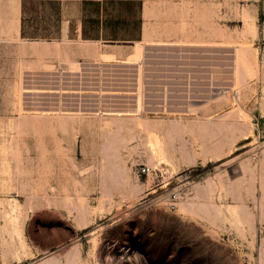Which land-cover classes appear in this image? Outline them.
<instances>
[{
    "label": "rangeland",
    "instance_id": "1",
    "mask_svg": "<svg viewBox=\"0 0 264 264\" xmlns=\"http://www.w3.org/2000/svg\"><path fill=\"white\" fill-rule=\"evenodd\" d=\"M108 8L141 38H67L74 0L0 15V264H264V0Z\"/></svg>",
    "mask_w": 264,
    "mask_h": 264
},
{
    "label": "crops",
    "instance_id": "2",
    "mask_svg": "<svg viewBox=\"0 0 264 264\" xmlns=\"http://www.w3.org/2000/svg\"><path fill=\"white\" fill-rule=\"evenodd\" d=\"M24 1L0 0V15L7 18L5 23H14L15 36L22 37L24 31ZM70 1V0H68ZM80 6L76 16L65 19V36L87 42L124 43L141 38L138 23L130 22L129 16L116 18L108 5L129 0H74ZM109 1V2H107ZM107 2V3H106ZM4 28H0L3 30ZM8 29V28H7Z\"/></svg>",
    "mask_w": 264,
    "mask_h": 264
},
{
    "label": "bare ground",
    "instance_id": "3",
    "mask_svg": "<svg viewBox=\"0 0 264 264\" xmlns=\"http://www.w3.org/2000/svg\"><path fill=\"white\" fill-rule=\"evenodd\" d=\"M35 45L33 46V48H36L37 49V47L39 46L38 45V43H34ZM145 46H146V44H145ZM52 47V46H51ZM55 48V51H56V54L57 53H59L58 52V50H56L57 48H56V46H54ZM245 47L247 48V46L245 45ZM47 48V47H46ZM132 50H133V52H134V57H135V59H134V62H136L137 61V59H140L139 57L142 55V42H136L133 46H132ZM241 48V47H240ZM246 48H241L237 53H236V63L238 64H235L236 65V67L238 66V69H239V71H240V74L238 75L239 76V78H240V75L242 76H245L244 74H251L252 75V73L254 72V61H253V59H252V56H251V53L249 52V50H247ZM35 49V50H36ZM42 50H43V48H42ZM88 51H89V49H87ZM46 51H48V48H47V50ZM50 51V50H49ZM36 52V51H35ZM54 52V51H53ZM93 52H95V51H93ZM132 52V53H133ZM88 53V52H87ZM36 54H37V52H36ZM62 54H63V52H62ZM64 55V54H63ZM88 55H89V53H88ZM57 57V56H56ZM64 57V56H63ZM114 56H111V55H109V54H101V58L103 59V60H111L112 58H113ZM65 58V57H64ZM66 58H67V56H66ZM130 58V57H129ZM114 59V58H113ZM132 59V58H131ZM136 60V61H135ZM139 61V60H138ZM74 67H75V64H74ZM242 78V77H241ZM240 83V82H239ZM59 95V94H58ZM140 99V98H139ZM74 112V111H73ZM73 112H71V116L70 117H72V116H74L73 115ZM37 113V112H36ZM48 113V112H47ZM58 113V112H57ZM61 113V112H60ZM63 113V112H62ZM40 114V113H39ZM41 114H42V112H41ZM49 114H47V116H48ZM66 115H68V117H69V115H70V113H68L67 112V114ZM77 115V114H76ZM108 115V114H107ZM46 116V117H47ZM56 116V115H55ZM59 116V117H58ZM56 118H60V116L61 115H58ZM117 117L119 116V115H116ZM42 117V116H41ZM44 118H45V116H43ZM61 117H63V116H61ZM66 117V116H65ZM32 118V117H31ZM56 118L55 119H53V117H51V116H48V120L50 119V121H51V119L53 120V121H55L56 120ZM67 118V117H66ZM75 118V117H74ZM79 118V117H78ZM62 119L63 118H61V123L63 122L62 121ZM42 120V119H41ZM40 120V121H41ZM58 120V119H57ZM56 120V121H57ZM115 121V123L117 124V127H118V131L120 132V133H122V132H125V130L127 131V129L126 128H128L127 126H129V125H131V124H129L130 122L132 123H134V122H136L135 121V119H129V118H125V119H123L124 121H121L120 120V118H116V119H114ZM38 121V120H37ZM49 121V122H50ZM74 121V120H73ZM141 121V120H140ZM52 122V121H51ZM59 122H60V119H59ZM70 122H71V120H70ZM139 121H137L136 123H134V124H140V125H137V126H135L134 125V127H138L139 128V126H141V125H147V129H149V127H148V123L147 122H145V121H143L142 123H138ZM55 123V122H54ZM56 123H58V122H56ZM64 124H65V122H64ZM129 124V125H128ZM66 125V124H65ZM65 125H64V127H65ZM73 125V124H72ZM48 126H50V124L48 125ZM51 126H52V124H51ZM59 126H61V124L59 125ZM78 126V125H77ZM76 126V127H77ZM144 126V129L146 128ZM62 127V126H61ZM61 129V128H60ZM135 129V128H134ZM141 129H143V127H141ZM143 129V130H144ZM155 129V128H154ZM131 130H133L132 128H131ZM150 131V130H149ZM128 132H130V130L128 129ZM133 132H134V130H133ZM140 132V131H139ZM143 132H145V130L143 131ZM147 132V131H146ZM140 135V134H139ZM130 137V136H129ZM134 138H136V137H134ZM133 138V136H132V139H134ZM131 139V140H132ZM124 141V140H123ZM124 143V142H123ZM124 146H125V144H123ZM122 145V146H123ZM121 145H120V147H122ZM123 146V147H124ZM119 150V149H118ZM115 154V153H114ZM116 155V154H115ZM116 157L118 158L119 157V155H116ZM120 159V158H119ZM122 172V171H121ZM81 209H82V207H81ZM83 213L84 215H85V213H86V211L84 210V209H82V210H80V213ZM82 213H81V215H82Z\"/></svg>",
    "mask_w": 264,
    "mask_h": 264
},
{
    "label": "built area",
    "instance_id": "4",
    "mask_svg": "<svg viewBox=\"0 0 264 264\" xmlns=\"http://www.w3.org/2000/svg\"><path fill=\"white\" fill-rule=\"evenodd\" d=\"M139 173L148 176V175H150V174L152 173V171H151V169H150L149 167H147V166L144 165V166L140 169ZM173 197H174V199L176 198L175 195L172 196V199H173Z\"/></svg>",
    "mask_w": 264,
    "mask_h": 264
}]
</instances>
